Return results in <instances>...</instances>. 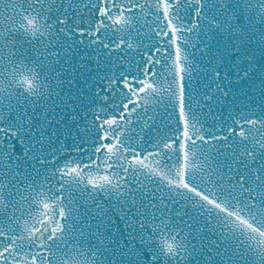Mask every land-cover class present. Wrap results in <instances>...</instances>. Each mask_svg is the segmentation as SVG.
<instances>
[{"label": "snow or ice", "instance_id": "obj_1", "mask_svg": "<svg viewBox=\"0 0 264 264\" xmlns=\"http://www.w3.org/2000/svg\"><path fill=\"white\" fill-rule=\"evenodd\" d=\"M0 264H264V0H0Z\"/></svg>", "mask_w": 264, "mask_h": 264}]
</instances>
